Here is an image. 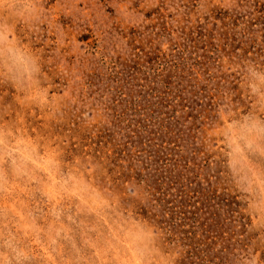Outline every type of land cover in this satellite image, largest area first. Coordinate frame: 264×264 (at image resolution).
<instances>
[{
  "label": "rangeland",
  "instance_id": "1",
  "mask_svg": "<svg viewBox=\"0 0 264 264\" xmlns=\"http://www.w3.org/2000/svg\"><path fill=\"white\" fill-rule=\"evenodd\" d=\"M23 2L0 264H264V0Z\"/></svg>",
  "mask_w": 264,
  "mask_h": 264
},
{
  "label": "clouds",
  "instance_id": "2",
  "mask_svg": "<svg viewBox=\"0 0 264 264\" xmlns=\"http://www.w3.org/2000/svg\"><path fill=\"white\" fill-rule=\"evenodd\" d=\"M28 12L23 0H0V20L6 24L18 23Z\"/></svg>",
  "mask_w": 264,
  "mask_h": 264
}]
</instances>
